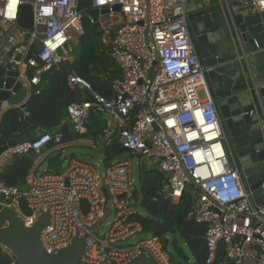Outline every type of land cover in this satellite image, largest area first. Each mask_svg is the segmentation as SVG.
I'll list each match as a JSON object with an SVG mask.
<instances>
[{"label": "built area", "instance_id": "1", "mask_svg": "<svg viewBox=\"0 0 264 264\" xmlns=\"http://www.w3.org/2000/svg\"><path fill=\"white\" fill-rule=\"evenodd\" d=\"M188 1L91 0L81 8V0H0V37L10 45L4 58L19 72L23 86L42 84L44 73L71 56L72 42L86 33V17L105 32L121 71L112 97L70 71L68 84L83 98L67 106L63 120L77 137L64 140L62 121L0 152V207L27 227L47 213L40 242L48 253L80 237L87 242L80 264H130L143 255L156 264H175L158 236L124 243L143 232L132 205L136 187L130 166L131 158L138 157L165 175L158 191L164 200L178 203L187 191L194 196L191 215L206 227L203 264H264V201L255 205L228 146L208 88V68L189 29ZM233 1L249 13L264 12V0ZM22 5L33 10L31 29L18 24ZM116 5L120 11L113 9ZM104 8L110 11L97 18L90 14ZM86 91L93 100H85ZM93 113L105 121L101 141L110 144L116 137L129 156L104 168L72 157L59 172L48 170L52 153L99 146L92 136H83ZM23 155L33 156L24 186L7 184L4 169ZM261 188L264 194V182Z\"/></svg>", "mask_w": 264, "mask_h": 264}, {"label": "water", "instance_id": "2", "mask_svg": "<svg viewBox=\"0 0 264 264\" xmlns=\"http://www.w3.org/2000/svg\"><path fill=\"white\" fill-rule=\"evenodd\" d=\"M187 7L189 29L199 59L208 68V88L217 105L228 146L244 185L258 206L264 201L261 188L264 182V17L249 13L241 5L238 11L227 15L219 1L189 0ZM113 9L120 11L121 7L116 5ZM109 11V8L92 9L90 14L97 18ZM18 24L24 29L32 28L31 6H21ZM75 59L70 56L57 66L70 72ZM18 77V71L6 64L0 65V112L11 106L25 107L28 96L42 89V84L31 89L23 86ZM85 100H93L89 91L85 92ZM252 110L254 114L250 113ZM28 140L27 135L11 140L0 136V152ZM66 159L50 156L46 168L59 172ZM140 196V189L134 190L135 208L139 207ZM168 204L162 201V212H166ZM103 220L94 231L102 227ZM47 223L45 213L38 224L27 227L14 213L0 207V242L17 258V264H80L87 248L86 240L77 237L68 247L50 254L40 242L41 231ZM130 264L156 263L143 255Z\"/></svg>", "mask_w": 264, "mask_h": 264}, {"label": "trees", "instance_id": "3", "mask_svg": "<svg viewBox=\"0 0 264 264\" xmlns=\"http://www.w3.org/2000/svg\"><path fill=\"white\" fill-rule=\"evenodd\" d=\"M91 0H81V8H86ZM86 33L76 39L72 46L71 54L76 57L72 64V71L87 79L98 93L112 97L113 82L121 77V71L112 56L111 45L103 41L105 32L98 23H91L86 17ZM69 71L54 66L44 73L42 89L31 95L25 103V112L20 108L6 111L0 121L1 137L11 140L27 135L29 140L34 139L37 129H53L60 125L66 116L67 106L83 98L82 92L71 89L68 84ZM104 125L101 117L93 113L87 124L83 136H93L97 141L103 134ZM64 140L68 141L77 137L71 126H62ZM97 151L104 156L105 165H109L125 154L129 153L121 146L116 137L110 144L99 141ZM33 164V156H18L8 165L2 179L9 185L23 187L26 175ZM165 175L157 168L151 167L144 170L141 182V205L147 215L136 214V219L142 224L143 232L158 236L164 246L170 245L185 257L180 241L188 245L192 255L193 264H203L207 256L204 224L197 223L191 212L195 198L187 191L178 203L169 199L166 212H162L161 205L164 200L158 191L163 187ZM170 251V249H169ZM175 264H183L176 259L170 251ZM188 259V258H187ZM17 263V258L0 242V264Z\"/></svg>", "mask_w": 264, "mask_h": 264}, {"label": "rangeland", "instance_id": "4", "mask_svg": "<svg viewBox=\"0 0 264 264\" xmlns=\"http://www.w3.org/2000/svg\"><path fill=\"white\" fill-rule=\"evenodd\" d=\"M72 43L74 44V42H72ZM70 154H75L76 157H78L79 159L84 160L88 163L99 164L102 168L105 167L103 154L97 150L92 149V148L82 147V146H75V147L67 148V150L64 153V156H67ZM128 156H129V153H125L120 159H126ZM145 164H148V163L145 161ZM147 168L148 167L145 168L144 164L139 160L138 157H134V158L132 157L131 158V166H130L131 176L134 179L135 187L138 190L140 189L142 179L144 178V170ZM149 168H151V167H149ZM139 203H140L139 207L136 208V211L140 214L147 215V211L141 205V196H140ZM112 217L113 216L110 215L106 222L111 221ZM148 236H149V234H147L146 232H139L134 237L128 238L124 243L125 244L134 243V242H137L138 240L144 239ZM180 245L183 248L185 257L180 256L179 253L172 247V245H170L169 249L173 253L174 257L176 259H178L180 262H182L183 264H193L194 258H193V255H192L188 245L185 244L183 241H180Z\"/></svg>", "mask_w": 264, "mask_h": 264}, {"label": "crops", "instance_id": "5", "mask_svg": "<svg viewBox=\"0 0 264 264\" xmlns=\"http://www.w3.org/2000/svg\"><path fill=\"white\" fill-rule=\"evenodd\" d=\"M222 5H223V7H224V10H225V12H226V14L227 15H230L231 14V11H238V4L237 3H235L233 0H231V4L230 5H228L225 1H222ZM187 10H188V7H187ZM261 15L264 17V12L263 13H261ZM229 17V16H228ZM103 41L106 43V44H110V42L107 40V38H106V36H105V34H104V36H103ZM72 46H73V43H72ZM8 49H10V45L8 44V42H7V40L5 39V38H3V37H0V51H1V53H0V65L1 64H6V59L4 58L7 54V52H8ZM71 56H74V55H72L71 54ZM253 59L254 60H256L255 59V57H253ZM30 96H28V98H29ZM27 98V99H28ZM27 101V100H26ZM25 101V102H26ZM4 107H5V105H4ZM13 108H20V109H22L23 111H24V113L26 114V112H25V107H21L20 105L19 106H11V107H9L8 109H4V110H1V112H0V115H1V117H2V115L6 112V111H8V110H11V109H13ZM1 117H0V121H1ZM102 120V122H103V125H104V127H105V121L103 120V119H101ZM63 122H64V124H65V121L63 120ZM40 129H37L36 130V134H37V132L39 131ZM93 137V136H92ZM94 138V137H93ZM100 140H98V142L99 141H101V140H103L102 139V137L101 136H99L98 137ZM95 139V138H94ZM96 140V139H95ZM97 141V140H96ZM236 145L239 147V145H238V141L236 140ZM77 146H82V147H89V148H92V149H94V150H97V147H91V146H87V145H77ZM71 147H75V146H71ZM71 147H68V148H71ZM67 150V148L66 149H64L62 152H59V153H52V154H50V156H53V157H55L57 160H61L62 158H64V157H66V158H78V157H76V155L75 154H70V155H67V156H64V153H65V151ZM64 156V157H63ZM79 159V158H78ZM81 160V159H80ZM143 164H144V166H145V168L146 167H148L147 169H149V167H152V166H150V164L148 163V164H145V161L143 160V159H139Z\"/></svg>", "mask_w": 264, "mask_h": 264}]
</instances>
